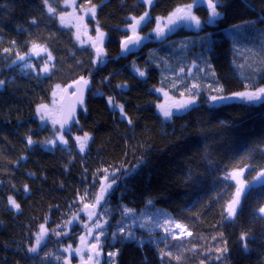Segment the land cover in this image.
Returning a JSON list of instances; mask_svg holds the SVG:
<instances>
[{
	"label": "trees",
	"instance_id": "trees-1",
	"mask_svg": "<svg viewBox=\"0 0 264 264\" xmlns=\"http://www.w3.org/2000/svg\"><path fill=\"white\" fill-rule=\"evenodd\" d=\"M49 2L57 9L54 15L47 13L43 0H0V264H59L60 244L54 247L48 240L37 253L27 249L40 224L54 238L57 226L80 214L81 197L94 203L105 169L118 177L105 198L110 229L120 227L125 209L141 216L151 201L155 210L190 231L186 238L158 233V239L143 243L118 238L112 246L115 264H264V186L243 196L235 217L226 218L235 192L228 174L245 170L243 179L252 184L264 170V107L211 105L201 92L195 106L166 120L157 112L160 97L155 93L165 88L188 97L187 73L193 67L210 74L226 93L243 91L245 85L264 86V0H218L223 19L216 27L198 32L180 27L165 41L146 42L125 55L120 41L127 36L130 17L149 13L144 33L157 17L166 18L194 0H153L150 5L143 0H90L97 11L88 23L105 33L103 64L93 63L91 48L79 46L73 30L61 26L64 0ZM88 6L89 0H76L77 9ZM194 12L207 20L206 7ZM209 32L216 41L211 52L199 39ZM32 41L53 56L51 61L47 56L35 60L38 70L49 64L46 75L16 64L17 53L27 54ZM81 76L90 83L77 124L62 131L67 144L48 146L53 132L37 120L36 106L50 102L57 84L66 88ZM84 132L91 138L81 152L73 137ZM137 164L136 178L125 181L124 169ZM9 196L18 209L8 203Z\"/></svg>",
	"mask_w": 264,
	"mask_h": 264
},
{
	"label": "snow or ice",
	"instance_id": "snow-or-ice-1",
	"mask_svg": "<svg viewBox=\"0 0 264 264\" xmlns=\"http://www.w3.org/2000/svg\"><path fill=\"white\" fill-rule=\"evenodd\" d=\"M66 7H71V12H63L61 11L59 13V20L61 25L75 22L74 26L76 27V39L79 41L81 40V35H87V24L84 23V15L91 14L93 18L96 16L97 6L92 5L89 0V6L86 8H83V15H78L76 6H75V0H64ZM145 4H151L152 0H143ZM204 0H194L193 3L183 5L181 7H177L173 12H171L166 22L162 23V20L160 17L156 18V26L152 30L156 37H164L165 32L172 31L173 26L177 24V22L181 23H187L190 26H194L195 29L198 31H202L205 26L208 27H216L218 24V21L223 19L222 14L218 11V8L220 7V4L218 0H207V8H208V18L207 20L202 21L199 16L195 14L193 11L194 7L200 6ZM44 7L47 9V13L50 15H54L57 12V9L49 2V0H43ZM131 22L128 24V28L131 31V35L126 36L123 40L120 41L121 44V50L122 52H128L131 51L132 47H136L141 42L148 37H142L139 34V29H141L142 25L147 26L148 23L151 22L150 15L146 11L139 17L132 16L130 17ZM32 23L36 24L37 21L35 18L32 19ZM242 27L241 25H234L233 29H239ZM151 35V33L149 34ZM105 33L101 31L99 27L96 28V36L88 37V39L91 41V46L95 50L96 60L93 61V63H97L101 60V58L105 55V50L103 48V42H104ZM201 43L203 45L207 46V51L211 52L213 46L215 45L216 41L214 40V34L209 32L206 35L199 38ZM15 43V42H13ZM6 53L9 52L8 49L4 50ZM31 52L35 55H39L41 52L47 53L48 61H51L53 59V56L50 51H48L46 46H42L39 43L32 41L31 43ZM27 58V54L24 56L19 55L17 53V59L24 61ZM255 63V62H253ZM261 63H264V61H261ZM29 67H34L33 65H28ZM253 65L250 64L249 67H252ZM54 67V65H52ZM40 72H43L45 74L50 73L51 69L49 64L46 62L40 69ZM136 71L139 72L140 76H144L145 73L143 71H140L139 69H136ZM183 71V69H181ZM257 71H260V69H257ZM213 75H215L213 73ZM3 81H0V84H3ZM90 81L88 79H85L84 76L79 77L78 80L73 81L72 84H69L67 88L61 89V86L57 84L55 86V89L52 91V106L50 107L48 104H37L36 106V114L39 116L41 121H45L46 119H51L53 124H59L60 125V132L62 133L64 127L66 124H68L75 116V107L77 104H83V94L85 88L89 85ZM75 88L74 93L72 94V100L70 103H65L66 97L65 94L67 93L69 88ZM123 87V86H120ZM200 86L197 84H193L191 88H188L186 86V90L189 93V96L185 99H181L179 101H171V97H169V93L164 91L163 89H157V91L163 92V95L165 97L164 103H158L156 105L157 108L160 109V111L163 113L164 117L166 119H170L173 117L174 112L172 111L173 108L177 110H185L188 109L191 105L195 104L197 101V98L199 97V91L197 89ZM211 92H214L215 94H209L208 101L211 105H215L217 103L220 104H227L229 101L232 100H240L245 102L248 105H256L259 104L261 107H264V86H254V85H245V90L243 91H235L231 93H226L223 85H219L216 87H213L211 84L208 85ZM58 92L60 94L61 103L57 104L56 98L58 95ZM181 96H184V93H181ZM171 101V102H170ZM109 103H113L112 98H109ZM120 109V112L122 115H126L124 113L123 105L118 106ZM128 124H132V120L128 119ZM90 135L88 132H84L82 136L77 135L75 137L76 143L79 145L80 151L83 152L88 140L90 139ZM59 139L61 143L67 144L68 141L65 139L63 134L59 135ZM33 143L31 136L28 137V144L31 145ZM47 143H54V141H47ZM140 164H137L135 167H133L131 170L124 169V176L123 179L125 181L133 180L136 178L137 173L139 171ZM119 171V170H117ZM242 172L241 171H233L228 174L226 179H232L236 182V191L232 196V199L228 202L226 207V212L229 217H233L236 215L237 212V206L241 204V197L246 196L254 187L256 186H264V170L260 171L255 178V180L252 182V184L246 183L242 178ZM116 173H109L108 169L104 170L103 177L99 180L100 188L98 192L95 194L94 197V203H84V197L80 198V202L83 204L82 211L87 216V219L89 221L93 220V216L96 215L97 219L93 221L91 226H89L87 223H85L84 227L86 229V234H83L80 236V245L74 250L76 255L80 256V264H98V257L100 256V237L104 235V225L100 222L99 214L94 213L92 210L97 207V205L100 204L101 200L105 198L106 194L109 193V189L113 188V185L117 181ZM24 190L28 191V185H24ZM8 203L13 208H19V204L16 203V201L13 199L12 196L8 197ZM151 201H149V204ZM134 210L132 209H125L124 214H131ZM261 213H264V208L260 209ZM78 218V213H74L72 217L68 220L67 224L71 225L73 221H75ZM154 219V217H153ZM178 229H182V226L180 224H176L175 226ZM165 231L167 232L168 229L166 228ZM119 232L123 233L125 232V229L121 227L119 229ZM47 234V229L45 227V224L39 225V232L35 234V240L34 243H32L27 251L29 253H37L38 248L41 245L42 240L44 239L45 235ZM59 235V233H57ZM115 237V233L113 234ZM190 235V233H189ZM94 236L95 243H89L88 237ZM128 237L132 238V233H128ZM215 239V237H213ZM243 239V236H242ZM85 249H87V255H83L85 252ZM226 250V249H224ZM65 252L71 253L73 251L72 245L69 244L64 248ZM217 253L221 251L220 248L216 249ZM164 255L171 256V252L163 253ZM47 255V254H46ZM112 253H109V256H112ZM179 260V257L176 258ZM217 259H219V256H217ZM41 264H44L42 261ZM65 264H69V259L65 258ZM201 264H204L203 260L201 261Z\"/></svg>",
	"mask_w": 264,
	"mask_h": 264
},
{
	"label": "rangeland",
	"instance_id": "rangeland-1",
	"mask_svg": "<svg viewBox=\"0 0 264 264\" xmlns=\"http://www.w3.org/2000/svg\"><path fill=\"white\" fill-rule=\"evenodd\" d=\"M153 2V0H152ZM75 6H76V0H75ZM200 6H204L207 8V0H204V2L200 5ZM66 7V6H65ZM196 7H194L195 9ZM67 11L66 12H71L72 8L71 7H66ZM193 9V11H194ZM208 9V8H207ZM77 14L78 15H83V11L77 9ZM59 18V17H58ZM93 17L91 16V14L88 15H84V23L87 24V35H81V40H77L76 39V27L74 26L75 22L73 21L72 23L69 24H65V25H61L63 28H67V29H72L73 33H74V37L76 42L78 43L79 46L81 47H90L91 50L94 52L95 54V50L92 48L91 46V41L88 39V37H93L95 38L96 36V28L97 27H92L89 25L88 21L92 20ZM162 23L166 22L167 17L166 18H161ZM60 22V20H59ZM61 24V23H60ZM156 26V21L155 24L153 26V28L149 31H146L144 33L141 32L143 25L141 27V29H139V34L142 37H148L147 39L143 40L141 42V44H139L138 46L133 48L134 52H137L141 46L146 43V42H155V41H165V39L172 35L175 30L177 28H185L187 30L193 31V32H198L197 29H195L194 26H190L187 23H181V22H177V24L175 26H173V30L172 31H167L165 32V36L161 37V39H158L155 34L153 33V29ZM128 35H131V31L129 30L128 26L124 29ZM151 33V35H149ZM104 41H105V37H104ZM104 45V42H103ZM24 56V55H22ZM41 56H47V53L45 52H41L39 55H35L31 52V48L27 53V58L24 61L21 60H16V64L19 65V67L21 69H23L26 72H31V73H38L40 72L37 67L34 65L35 64V60ZM96 58V55H95ZM105 62V58L104 56L101 58L100 61H98V64H103ZM28 65H33L34 67H29ZM133 71L136 72V69H134L133 67ZM42 75H46L43 72H40ZM138 73V72H137ZM182 74V73H181ZM194 75V77H192ZM200 75H204V82H199V76ZM187 76L191 78L190 80V88L191 86L195 83V84H199V88L197 89V91H199V93L201 92H205L206 94H215L214 92H211V90L209 89L208 85H212L213 87H216L218 85H216L215 83H212V76L210 74H206L204 73L203 70L201 71H196L195 67H193L192 69H190L187 73ZM242 78H246L249 77V75H242ZM257 77V76H256ZM189 78V79H190ZM250 79V78H249ZM209 82V83H207ZM64 87H61V89H63ZM55 89V88H54ZM158 89H163L164 91L169 93V97H171V101H179L181 99H185L187 97H176L174 96L171 92V90H167L165 88H158ZM155 93L160 97V102L159 103H164L165 102V97L163 95V92L157 91V89L155 90ZM60 94L58 92L57 98H56V102L57 104H59L60 101ZM198 99V98H197ZM52 95H51V100L48 103V105L51 107L52 106ZM170 101V102H171ZM231 102H243L240 100H232L229 101L228 103ZM245 103V102H244ZM197 104V101L195 104L191 105L195 106ZM219 104V103H218ZM112 107H115L113 105H111ZM189 107V108H190ZM188 108V109H189ZM188 109L185 110H177L175 108L172 109V111L175 114H178L182 111H186ZM157 112L159 113V115L166 119L163 115V113L160 111L159 108H157ZM173 115V116H174ZM37 120L40 122L42 127H46V128H50L53 132V136L48 140V141H54V143H47L46 145L54 147L55 145H65L64 143H61L60 139H59V135L63 134L60 132V129L58 127V123L57 124H53L51 119H46L45 121H41L39 116L36 114ZM171 119V118H170ZM170 119H166V120H170ZM76 137V136H75ZM75 137H73V139L75 140ZM76 142V141H75ZM77 144V143H76ZM77 147L80 151L79 145L77 144ZM87 147V145H86ZM85 147V149H86ZM84 149V151H85ZM235 171H241L242 172V179L245 173V170H235ZM233 172V171H232ZM234 185H235V191H236V182L232 179H230ZM244 180V179H243ZM114 186V185H113ZM111 189H109V193H110ZM235 193V192H234ZM108 194L105 195V198ZM105 198L103 200H101L100 204L97 205V207L95 209H93L92 211L94 213L99 214V218H100V222L104 225V235H102L100 237V256L98 257V264H115L114 263V258H115V252L112 249V246L114 245V243L116 242V240H118V238L123 239H130V240H135L138 243H143L144 241L147 240H151V239H158V236H156V234L160 233V237L162 238H186L189 236L190 231L186 228V226L176 220H174L169 214L163 212V211H157L155 210L154 206L152 204L148 205V209L145 210V212L142 213L141 216H135L134 214H127L125 216V220L123 221V223L120 225V227L118 228H112L110 229L109 227V211H108V207L106 205L107 201L105 200ZM243 196L241 197L242 200ZM240 206V205H239ZM239 206H237V210L239 208ZM83 209V208H82ZM80 211V214L78 215V218L73 221V223L71 225H68L67 222L63 225H59L57 226L54 230H53V235L57 238L56 240H54L53 237H49L48 234L45 235L44 239L41 242L40 247L38 248L37 252L39 251V249L46 243V241L50 240L51 242H53L54 247L55 246H59L62 245V247L60 246V250L63 252V254L61 255V259H60V263L59 264H65V258L69 259V264H80V256L76 255L75 253V249L80 245V236L83 234H86V229L84 227L85 223H87L89 226H91V224L93 223V221H95L97 219V216L94 215L93 216V220L89 221L87 219V216L85 215V213L82 211ZM237 213V212H236ZM263 214V213H262ZM154 217V219H153ZM235 216L233 217H229L227 215L226 212V218L227 220H232ZM176 224H180L182 226V229H178L176 228ZM123 227L125 229V232L121 233L119 232V229ZM168 229V231L166 232L165 229ZM111 230V231H109ZM109 231V232H108ZM131 232L132 233V238L128 237V233ZM57 233H59V235H57ZM115 233V237L114 234ZM61 236V237H60ZM121 239V240H122ZM120 240V239H119ZM88 242L89 243H95V239L94 236H89L88 237ZM71 244L72 245V249L73 251L71 253L65 252L64 248ZM109 253H112V256H109ZM83 255H87V249H85V252L83 253Z\"/></svg>",
	"mask_w": 264,
	"mask_h": 264
},
{
	"label": "water",
	"instance_id": "water-1",
	"mask_svg": "<svg viewBox=\"0 0 264 264\" xmlns=\"http://www.w3.org/2000/svg\"><path fill=\"white\" fill-rule=\"evenodd\" d=\"M159 38H160V37H159ZM132 49H133V47H132ZM132 49H131V51H132ZM120 50H121V46H120ZM131 51H128V52H122V50H121V54H124V55H125V54H127V53H129V52H131ZM66 88H67V87H66ZM87 90H88V86H87V87L85 88V90H84V94H83L84 102H83V104H77V105H76V107H75V116H74V118H73L68 124L65 125L63 131L69 130L73 125L77 124V115H78L79 110L82 108V106H83L84 103H85L86 96H87ZM74 91H75V88H74V87H73V88H69L68 91H67V93L65 94L66 99H65V101H63V102H65V103H70L71 100H72V94L74 93ZM61 102H62V101H61V99H60L59 104H60ZM58 127H59V129H60V125H59V124H58Z\"/></svg>",
	"mask_w": 264,
	"mask_h": 264
},
{
	"label": "bare ground",
	"instance_id": "bare-ground-1",
	"mask_svg": "<svg viewBox=\"0 0 264 264\" xmlns=\"http://www.w3.org/2000/svg\"><path fill=\"white\" fill-rule=\"evenodd\" d=\"M253 79H256V78H253ZM255 81V80H254Z\"/></svg>",
	"mask_w": 264,
	"mask_h": 264
}]
</instances>
